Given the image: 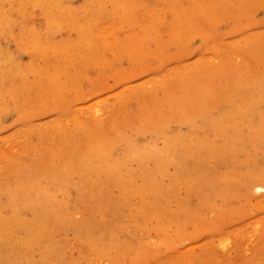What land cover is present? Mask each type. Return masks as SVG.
<instances>
[{
  "label": "rangeland",
  "instance_id": "1",
  "mask_svg": "<svg viewBox=\"0 0 264 264\" xmlns=\"http://www.w3.org/2000/svg\"><path fill=\"white\" fill-rule=\"evenodd\" d=\"M0 190V264H264V0H0Z\"/></svg>",
  "mask_w": 264,
  "mask_h": 264
},
{
  "label": "bare ground",
  "instance_id": "2",
  "mask_svg": "<svg viewBox=\"0 0 264 264\" xmlns=\"http://www.w3.org/2000/svg\"><path fill=\"white\" fill-rule=\"evenodd\" d=\"M34 2V1H33ZM123 3V2H122ZM19 4V3H18ZM102 4V3H101ZM125 4V3H124ZM19 7V6H18ZM37 7V6H36ZM47 7V6H46ZM126 7V6H125ZM7 8V7H6ZM45 8V7H44ZM133 9V8H132ZM59 11V10H58ZM83 13V12H82ZM131 13V12H130ZM125 17V16H124ZM123 18V17H122ZM127 18V17H126ZM84 19V18H83ZM123 19H125V18H123ZM81 20V19H80ZM53 21V20H52ZM107 25H109V24H107ZM78 26V25H77ZM80 26H81V24H80ZM107 27V26H106ZM118 27V26H117ZM121 27V26H120ZM81 28V27H80ZM104 28H105V26H104ZM110 28V27H109ZM112 28V27H111ZM103 29V28H102ZM91 30V29H90ZM95 33V32H94ZM4 34V33H3ZM110 34V33H109ZM105 35H107V34H105ZM104 35V36H105ZM98 36V35H97ZM90 40H92V39H90ZM99 40H100V37H99ZM112 41V40H111ZM90 43V42H89ZM91 43H92V41H91ZM93 45V44H92ZM56 47V46H55ZM86 47H88V46H86ZM59 50V49H58ZM60 51V50H59ZM31 55V54H30ZM94 56V55H93ZM31 57V56H30ZM41 58V57H40ZM43 60V59H42ZM31 61V60H30ZM50 64V63H49ZM26 82V81H25ZM176 100V99H175ZM103 104V103H102ZM101 104V105H102ZM113 104H114V102H113ZM100 107V106H99ZM96 108H98V107H96ZM99 109V108H98ZM108 110V109H107ZM101 111V110H100ZM101 113V112H100ZM110 113V112H109ZM113 113V112H112ZM79 115V114H78ZM92 115H95V113L94 114H92ZM99 115V113H97V116ZM102 115V114H101ZM101 115H100V118H101ZM105 116V115H104ZM75 117V116H74ZM77 118V117H76ZM98 118V117H97ZM96 118V119H97ZM102 120H103V118H101ZM106 121V120H105ZM82 123V122H81ZM111 123V122H110ZM95 125V124H94ZM231 125V124H230ZM89 126V125H88ZM132 126V125H131ZM90 127V126H89ZM111 127V126H110ZM26 128V127H25ZM27 128H29V126L27 127ZM89 129V128H88ZM94 131V130H93ZM105 131V130H104ZM24 132V131H23ZM22 133V132H21ZM89 133V132H88ZM87 133V134H88ZM92 133V132H91ZM103 133V132H102ZM227 133V132H226ZM118 135H120V134H118ZM99 136V135H98ZM71 137V136H70ZM17 138V137H16ZM204 138H205V136H204ZM40 140V139H39ZM64 140V139H63ZM96 140H97V138H96ZM27 141V140H26ZM37 141V140H36ZM204 141V140H203ZM227 141V140H226ZM14 142V141H13ZM29 142V141H28ZM36 143V142H35ZM201 143V142H200ZM214 143V142H213ZM69 144V143H68ZM211 144V143H210ZM26 145H28V144H26ZM29 146V145H28ZM211 146V145H210ZM24 147V146H23ZM30 147V146H29ZM39 147V146H38ZM76 148V147H75ZM122 148V147H121ZM120 148V149H121ZM219 148V147H218ZM215 149V148H214ZM40 150V149H39ZM73 150V149H72ZM122 150V149H121ZM17 151V150H16ZM28 151H30V150H28ZM27 151V152H28ZM71 151V150H70ZM129 151V150H128ZM131 151V150H130ZM35 152V151H34ZM134 152V151H133ZM68 153V152H67ZM124 153V152H123ZM71 154V153H70ZM128 156H129V154H128ZM137 156V155H136ZM217 156V155H216ZM118 158V157H117ZM132 159V158H131ZM118 160H119V158H118ZM122 160V159H121ZM42 163V162H41ZM99 163V162H98ZM209 163V162H208ZM121 165H122V163H121ZM128 167V166H127ZM143 167V166H142ZM149 167V166H148ZM136 168V167H135ZM140 168V167H139ZM52 170V169H51ZM136 170V169H135ZM142 170V169H141ZM44 171V170H43ZM119 173V172H118ZM125 173V172H124ZM123 173V174H124ZM152 173V172H151ZM26 174V173H25ZM127 174V173H126ZM131 174V173H130ZM139 174V173H138ZM53 175V174H52ZM30 177H31V175H30ZM26 178V177H25ZM63 178V177H62ZM125 178V177H124ZM151 178V177H150ZM50 179L52 180V178L50 177ZM55 179V178H54ZM27 180V179H26ZM90 180V179H89ZM35 181V180H34ZM33 181V182H34ZM125 181V180H124ZM151 181H152V179H151ZM121 182V181H120ZM27 183V182H26ZM30 183V182H29ZM54 183V182H53ZM10 184V183H9ZM8 184V185H9ZM23 184V183H22ZM21 184V185H22ZM50 184V183H49ZM48 184V185H49ZM133 184H135V183H133ZM5 185V184H4ZM7 185V186H8ZM19 185V184H18ZM41 185H43V184H41ZM53 185V184H52ZM6 186V187H7ZM40 186V185H39ZM64 186V185H63ZM130 186V185H129ZM12 187V186H11ZM4 188V187H3ZM13 188V187H12ZM34 188V187H33ZM82 188V187H81ZM118 188V187H117ZM62 189V188H61ZM101 189V188H100ZM158 189V188H157ZM31 190V189H30ZM34 190H36V189H34ZM43 190V189H42ZM184 190V189H183ZM1 191V190H0ZM164 191V190H163ZM8 193V192H7ZM29 193V192H28ZM35 193V192H34ZM33 193V194H34ZM55 193V192H54ZM60 193V192H59ZM58 193V194H59ZM7 195V194H6ZM41 195V194H40ZM53 195V194H52ZM113 195V194H112ZM67 196V195H66ZM172 196V195H171ZM170 196V197H171ZM53 198V197H52ZM32 199V198H31ZM59 199V198H58ZM19 200V199H18ZM23 202V201H22ZM37 202V201H36ZM179 202V201H178ZM28 203V202H27ZM64 203V202H63ZM155 203V202H154ZM20 204V203H19ZM98 204V203H97ZM32 206V205H31ZM153 206V205H152ZM144 207V206H143ZM146 207V206H145ZM12 208V207H11ZM147 208V207H146ZM148 210V209H147ZM10 212H11V210H10ZM159 213V212H158ZM20 214V213H19ZM14 216V215H13ZM16 216V215H15ZM25 218H27V217H25ZM28 220V219H27ZM52 220V219H51ZM10 221V220H9ZM133 221V220H132ZM15 223V222H14ZM9 224V223H8ZM38 224V223H37ZM12 225V224H11ZM31 225V224H30ZM33 225V224H32ZM58 225V224H57ZM16 226V225H15ZM27 228V227H26ZM44 234V233H43ZM48 237V236H47ZM45 239V238H44ZM43 240V239H42ZM20 241V240H19ZM17 244V243H16ZM45 244V243H44ZM51 245V244H50ZM53 245V244H52ZM9 252H10V250H9ZM5 254V253H4ZM28 255V254H27ZM4 257V256H3ZM21 257V256H20ZM9 258V257H8ZM32 261V260H31Z\"/></svg>",
  "mask_w": 264,
  "mask_h": 264
}]
</instances>
